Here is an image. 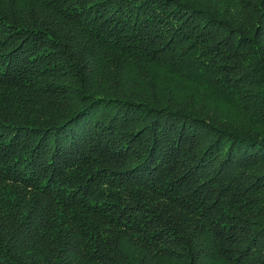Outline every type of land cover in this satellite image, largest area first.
<instances>
[{
    "label": "trees",
    "instance_id": "obj_1",
    "mask_svg": "<svg viewBox=\"0 0 264 264\" xmlns=\"http://www.w3.org/2000/svg\"><path fill=\"white\" fill-rule=\"evenodd\" d=\"M0 264H264V0H0Z\"/></svg>",
    "mask_w": 264,
    "mask_h": 264
},
{
    "label": "rangeland",
    "instance_id": "obj_2",
    "mask_svg": "<svg viewBox=\"0 0 264 264\" xmlns=\"http://www.w3.org/2000/svg\"><path fill=\"white\" fill-rule=\"evenodd\" d=\"M198 2L202 3V0H198ZM119 76H121V77H119ZM158 77H159V79H158ZM94 78L95 79L93 81H92V79H93L92 76H91V80L89 79V82L92 84L89 87H87L88 90L91 91V89H97L98 91H96V93L97 92L98 93H105V95L116 94L119 96L118 97V99H119L118 104L120 103V100H123V99H126V100L129 99V100L135 101V99L140 98L141 100L145 99V100L149 101L150 98L147 96V95H149L148 91L149 90H155L156 86H157V88H158V86H161V88H162V86H164L163 80H165V77L163 75H161L160 72L157 71L156 69L154 70L153 67H149V66L140 67V72L137 73V71H135V70L133 71V67H130L129 65L126 66V73L124 75L123 74L120 75L119 73H117V71H115L114 73H112L110 75H106V74L101 75L100 74ZM113 83H118V87H114ZM107 86H109V87H107ZM114 89H118V90L116 91ZM123 90H125L129 93L124 94L122 92ZM182 92H183V94L186 93V91L180 90L181 94H182ZM183 94H182V96H183ZM151 96H152V93H151ZM130 97H132V98H130ZM183 97H181L180 94L178 93V95L176 96V100L179 101V100L183 99ZM149 103H151V102L149 101ZM109 108H111L113 110L114 105L113 106H106V109H109ZM117 108H118V105H117ZM119 112H120V115H122V113L124 111L119 109ZM129 115L131 116L129 118L130 119L129 121H131L133 119L142 118L143 114L137 116L138 115V112H137V113H132V115L131 114H129ZM104 120L105 119L100 120V123H98L97 126H93V127H95L94 130H96L95 132H97V134H98V131L100 132L99 135L101 134V132L107 131L105 135L101 134V136L99 138V141H100L102 147L105 149L104 146H106L112 140L113 137L116 139L117 135H119V134H117V132H114V129H112V127H110L109 122H107L108 119H106L105 121ZM147 123H148L147 121L144 123H142L141 121H138V123L135 126L136 127L140 126L139 128H141V131H142L148 125ZM130 128H134V125H131ZM134 130L135 131L132 132V134L133 133L137 134L138 132L136 131V128ZM128 133H131V131H128ZM106 140H108V141L106 142ZM116 141H117L116 142L117 145H123V143H125L124 141H121L119 139H116ZM123 151L128 152V149L123 150ZM102 159H104V158H102Z\"/></svg>",
    "mask_w": 264,
    "mask_h": 264
}]
</instances>
